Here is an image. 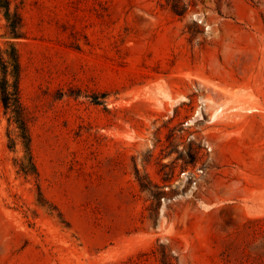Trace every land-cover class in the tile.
Returning a JSON list of instances; mask_svg holds the SVG:
<instances>
[{
	"label": "rangeland",
	"instance_id": "rangeland-1",
	"mask_svg": "<svg viewBox=\"0 0 264 264\" xmlns=\"http://www.w3.org/2000/svg\"><path fill=\"white\" fill-rule=\"evenodd\" d=\"M183 1L0 10L37 167L0 100V264H264V0Z\"/></svg>",
	"mask_w": 264,
	"mask_h": 264
},
{
	"label": "trees",
	"instance_id": "trees-1",
	"mask_svg": "<svg viewBox=\"0 0 264 264\" xmlns=\"http://www.w3.org/2000/svg\"><path fill=\"white\" fill-rule=\"evenodd\" d=\"M165 1L175 14L180 16L186 14L188 4L183 0ZM0 10L4 12L7 19L8 30L6 33L10 37H18L22 18L18 11L11 9V0H0ZM7 43V47L0 44V100L5 112L10 114V118L16 124L17 136L20 137L24 145L25 154L19 158V170L29 175L37 173V167L31 151V137L21 101V57L16 43L11 40H8ZM11 141L15 143V139L12 137Z\"/></svg>",
	"mask_w": 264,
	"mask_h": 264
},
{
	"label": "bare ground",
	"instance_id": "bare-ground-1",
	"mask_svg": "<svg viewBox=\"0 0 264 264\" xmlns=\"http://www.w3.org/2000/svg\"><path fill=\"white\" fill-rule=\"evenodd\" d=\"M192 123V122H191Z\"/></svg>",
	"mask_w": 264,
	"mask_h": 264
}]
</instances>
